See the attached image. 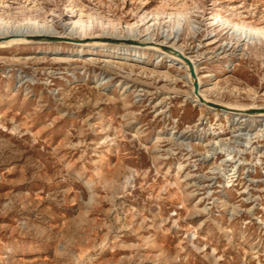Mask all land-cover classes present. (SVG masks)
<instances>
[{
  "label": "rangeland",
  "instance_id": "374dc122",
  "mask_svg": "<svg viewBox=\"0 0 264 264\" xmlns=\"http://www.w3.org/2000/svg\"><path fill=\"white\" fill-rule=\"evenodd\" d=\"M0 25V264H264V118L156 51L79 46L167 35L208 99L264 106V0H0Z\"/></svg>",
  "mask_w": 264,
  "mask_h": 264
},
{
  "label": "bare ground",
  "instance_id": "6f19581e",
  "mask_svg": "<svg viewBox=\"0 0 264 264\" xmlns=\"http://www.w3.org/2000/svg\"><path fill=\"white\" fill-rule=\"evenodd\" d=\"M90 27L91 26L88 23L83 22L80 25H77V23L75 22L73 29H75L78 32V35L80 37H83L84 35H87V31L90 30ZM2 28H5V26L0 25V31L2 30ZM245 29H247V32H249V33L258 32V30L254 29V28H246L243 25H235V30L240 35H243L245 33L244 32ZM23 30H24L25 36L24 35L21 36L22 35L21 34L20 36L22 37V39H24L27 35H29V38H31L33 40H34L33 36L34 37L39 36L41 38L37 39V41H39L40 44H44V45L49 44L50 45V44H58L59 42H65L66 41V40H51L50 39L51 37H56V38H62V37H59V35L54 33L50 26H46L44 24L39 25L36 22H30V24L25 26V28ZM130 31H132V30H130ZM70 33H71V31H69L68 33H64V34H65V36L66 35L68 36V35H70ZM16 41H20V40L10 39L9 41H7V42L5 41V42L0 43V44H13ZM149 41L150 40L147 41V39H143V40L138 41L131 34H129L126 37H118L114 33H109V34L103 33L99 36H93L90 40H87L86 43L81 44L79 46L86 48L87 50L94 49V48H97V50H98V48H108L110 50H128V49H131L134 51H136V50L137 51H139V50H141V51H144V50L156 51L159 54L167 57L170 61H174V62H177L178 64L182 65V67L186 70L187 79L191 80L192 95L197 102H200V100H203L205 103L216 104V105H219L221 107L228 109V112H224L222 110H218V109L208 107V108H210L211 111H214V112L219 111L224 115H231L233 117H238V115H241L240 118H242V117L264 118V111H261L264 109V106H248V107L245 106L246 108H243V106L240 107V106H236V105H229V104L214 102V101L208 99L207 96H205L201 93L199 86H198L197 95H195L193 93V82H197V84L199 85L200 79H198V77H197L198 76L197 75V69L193 63L194 62L193 59L190 56H188L186 53H184L181 48L176 47V45L173 43H170L169 42V36H167V35H165L163 40L160 42L151 43ZM34 42H36V41H34ZM67 42H73V41L70 40ZM20 43H22V42H20ZM189 64L191 65L192 69L189 67ZM190 70H192L195 78H192V74L190 73ZM201 104H202V102H201ZM251 110H259V111H251Z\"/></svg>",
  "mask_w": 264,
  "mask_h": 264
},
{
  "label": "water",
  "instance_id": "95a60500",
  "mask_svg": "<svg viewBox=\"0 0 264 264\" xmlns=\"http://www.w3.org/2000/svg\"><path fill=\"white\" fill-rule=\"evenodd\" d=\"M51 40H63V38H56V37H51L50 38ZM189 67L192 69L191 65L189 64ZM190 73L192 74V78H195L194 77V74L192 72V70H190ZM197 92H198V84L197 82H193V93L195 95H197ZM202 102V104L204 103L207 107H210V108H214V109H218V110H222L224 112H228V109L224 108V107H221L219 105H216V104H212V103H205L203 100H200V103ZM230 111V110H229ZM251 111H259V110H251ZM261 111H264L261 110Z\"/></svg>",
  "mask_w": 264,
  "mask_h": 264
}]
</instances>
